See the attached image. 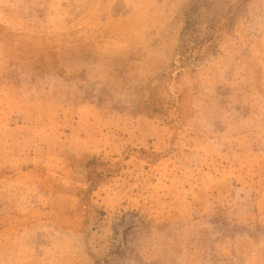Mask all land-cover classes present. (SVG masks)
I'll return each instance as SVG.
<instances>
[{
  "label": "rangeland",
  "instance_id": "1",
  "mask_svg": "<svg viewBox=\"0 0 264 264\" xmlns=\"http://www.w3.org/2000/svg\"><path fill=\"white\" fill-rule=\"evenodd\" d=\"M0 264H264V0H0Z\"/></svg>",
  "mask_w": 264,
  "mask_h": 264
}]
</instances>
